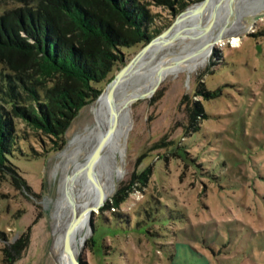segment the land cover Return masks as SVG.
I'll use <instances>...</instances> for the list:
<instances>
[{"label":"rangeland","instance_id":"374dc122","mask_svg":"<svg viewBox=\"0 0 264 264\" xmlns=\"http://www.w3.org/2000/svg\"><path fill=\"white\" fill-rule=\"evenodd\" d=\"M138 1L155 39L204 0ZM244 20L241 46L226 38L203 68L137 94L162 82L131 106L124 174L91 213L81 264H264V10ZM148 44L123 49L120 70ZM93 116L82 110L62 151ZM34 139L33 154L50 144ZM62 151L19 154L0 171V264H64L52 231Z\"/></svg>","mask_w":264,"mask_h":264},{"label":"trees","instance_id":"16d2710c","mask_svg":"<svg viewBox=\"0 0 264 264\" xmlns=\"http://www.w3.org/2000/svg\"><path fill=\"white\" fill-rule=\"evenodd\" d=\"M148 18L138 0H0L1 172L16 170L19 154L64 149L77 116L120 70L122 50L154 38ZM31 137L50 144L33 154Z\"/></svg>","mask_w":264,"mask_h":264},{"label":"bare ground","instance_id":"6f19581e","mask_svg":"<svg viewBox=\"0 0 264 264\" xmlns=\"http://www.w3.org/2000/svg\"><path fill=\"white\" fill-rule=\"evenodd\" d=\"M245 1L235 0L231 6L230 0H210L202 14L197 12L200 4L186 9L183 18L174 25L171 32L149 47L146 54L125 74L115 90L114 102L108 99L105 92L91 105L93 124L78 134L69 147L62 151L57 165L60 171V194L52 214V231L55 246L59 249L58 258L62 263L72 264L71 257L65 252L64 243L74 215H81L89 208L97 210L100 202H108L124 174L134 100L151 95L162 82L149 93L135 99L137 94L147 92L164 77H175L184 72L192 74L198 68H203L214 46L220 43L222 46L226 38H229V44L233 47L241 46L239 35L247 29L245 15L248 17L264 10L256 5L245 13ZM212 20L213 27L209 33H205V28ZM114 125L116 130L110 133ZM107 136L100 158L92 167L90 178L89 160ZM90 216L85 215L73 231L70 245L75 256L80 254L90 236Z\"/></svg>","mask_w":264,"mask_h":264},{"label":"water","instance_id":"95a60500","mask_svg":"<svg viewBox=\"0 0 264 264\" xmlns=\"http://www.w3.org/2000/svg\"><path fill=\"white\" fill-rule=\"evenodd\" d=\"M234 1L235 0H230V5L231 6L233 5ZM209 2H210V0H204L203 2H200L199 3L200 5H199V7L197 9V12H199V13L202 14L204 12L205 8L209 5ZM183 14L184 13H182L179 16V18L176 19V22L173 24V26H171L165 33H163L161 36L153 39L147 46H145L144 48H142L138 52V54L136 55V57L133 60H131L127 65H125L120 70V72L114 76V79H112L110 81V83L108 84L107 88H105L103 90L102 95H103V93L106 92L107 93V96H108V99L111 102H114L115 90H116V88H118V86L121 83V81H122L123 77L125 76V74H127L129 72L130 68L137 62V60H139L142 56H144L146 54V52L149 49V47H151L156 41H158L160 39H164L168 35V33L171 32V30L173 29L174 25H176L183 18ZM212 27H213V20L210 23V25L207 28H205V33H209ZM221 38H222V36L219 37V40ZM175 39H176V37L175 38H172V41L175 40ZM144 97L145 96H142V98H144ZM115 130H116V126L114 125V127L112 128V130L110 131V133L113 132V131H115ZM109 134H108V136H109ZM108 136L103 140V142L99 146L98 150L95 151V153L93 154V156L89 160V163H88V166H89L88 176L90 178H91V173H92V167L94 166L95 162H97L98 159L100 158V154H101L102 147H103V145H105V143H106V141L108 139ZM104 205H105L104 204V201L100 202V204L97 207V209L100 210L101 208H103ZM92 212H94V208L87 209L81 215L80 214L74 215L73 220H72V223H71V226L67 230L66 237H65V243H64V249H65L66 254H68L71 257L70 259H71L72 264H81V261H80L81 256H80V254L78 256H75V254L73 253V251L71 249V245H70L73 231L79 225V223L81 222L82 218L85 215H87V214H91Z\"/></svg>","mask_w":264,"mask_h":264}]
</instances>
